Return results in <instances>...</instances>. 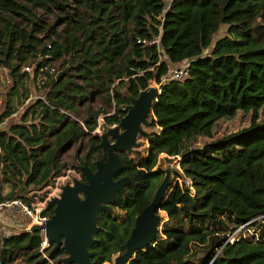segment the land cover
<instances>
[{
    "label": "trees",
    "instance_id": "1",
    "mask_svg": "<svg viewBox=\"0 0 264 264\" xmlns=\"http://www.w3.org/2000/svg\"><path fill=\"white\" fill-rule=\"evenodd\" d=\"M223 24L227 35L212 44ZM51 61L63 64L56 75ZM183 62L184 78L163 81ZM1 68L10 83L0 125L21 121L0 128V183L9 187L0 202H44L66 172L94 170L99 117L103 132L118 124L125 93L136 97L155 80L160 93L138 134L145 154L118 152L114 178L132 182L99 212L92 261L124 252L164 177L165 154L181 170L159 204L166 217L156 242L127 264H264V0H0ZM33 91L44 92L26 103ZM238 117L247 126L229 131ZM41 242L40 232H0V263L61 264L65 251L41 253Z\"/></svg>",
    "mask_w": 264,
    "mask_h": 264
},
{
    "label": "water",
    "instance_id": "2",
    "mask_svg": "<svg viewBox=\"0 0 264 264\" xmlns=\"http://www.w3.org/2000/svg\"><path fill=\"white\" fill-rule=\"evenodd\" d=\"M160 88L148 86L136 97L128 94L127 112L118 124L109 127L100 135V147L103 156L94 161V170L87 164L79 167L84 180L73 178L66 182L58 196L47 200V206L53 208V214L45 225L34 224L27 230L43 232L48 245L62 248L66 255L59 260L61 264H95L90 248L97 242L95 235L101 227L97 217L101 211H111L117 192H124L125 185L132 182L128 176L115 179L122 167L120 151L134 152L140 147L138 134L149 125L154 101ZM180 172L169 167L151 202L136 216L134 226L124 244V252L113 258V264H127L134 253L144 249L157 240V234L163 222L158 211L166 189L172 182L173 174ZM109 264V263H105Z\"/></svg>",
    "mask_w": 264,
    "mask_h": 264
},
{
    "label": "rangeland",
    "instance_id": "3",
    "mask_svg": "<svg viewBox=\"0 0 264 264\" xmlns=\"http://www.w3.org/2000/svg\"><path fill=\"white\" fill-rule=\"evenodd\" d=\"M36 12L43 19L50 20L52 18L50 15H46L39 10H36ZM226 35H227V25L223 24L220 27L219 31L216 34H214L212 44H215L217 42V40L225 37ZM204 53L207 54L208 50H206ZM186 64H187L186 62H183L180 65L171 66L170 72H172L175 69H179V68L185 66ZM62 67H63V64L61 61H51L47 65L46 69L49 72L56 75L59 72V70H61ZM43 79H45V77ZM9 83H10V76L8 74V70L6 68H1L0 69V111H2L4 109V104H5V99H6L5 91L7 90ZM149 86H156V87L160 88V86L158 84H156L155 80H152V82L150 83ZM42 92H44V91H40V93L33 91L32 95L30 96V100L35 99L36 97H38L39 94L42 95ZM40 98H41V96H40ZM98 120H99V126L96 128L95 131L98 132L99 134H102L105 132V131L103 132V129L101 128L103 116H100ZM20 121H21L20 115H12L10 118H7L3 122L4 125H0V128L5 129L9 125L19 123ZM247 124H248V122H246L245 119H241L240 117H238L237 119L233 120L232 122L226 123V126H227V129L229 131H234V130L242 128L243 126H247ZM138 141L142 142L141 146L137 148L140 151L139 153L145 154V148H144V146H146L145 140L139 139ZM73 154H74V148L70 149L67 153H65L62 156V158H63V160L70 161ZM158 165H160L163 169H167L169 167H172V168H176L179 171H181L179 164H178V158H175V157L160 155ZM80 176H81L80 173H77L75 171H68L63 176L57 178L53 182V185L51 187H49V189H48L49 190L47 193L48 198L44 202L41 201L39 203V206L42 208H45V206H47V200L49 198L54 197V196H58L59 193L61 192V187L66 182L72 183L73 178L80 179ZM173 176H174V174H173ZM172 180H173V178H172ZM0 187H1L0 191L3 194H6L9 191V187L5 184L0 183ZM160 214L163 216V218L166 217V214L164 212L161 211ZM29 227H30L29 226V220L27 218L17 214L16 212L0 211V232H3L5 234L6 233L11 234V233L17 232L21 229H28ZM236 234H237V232L234 233L233 236ZM233 236L231 238H233ZM8 264H30V263L25 258L18 257L14 261H12ZM109 264H113V261Z\"/></svg>",
    "mask_w": 264,
    "mask_h": 264
},
{
    "label": "built area",
    "instance_id": "4",
    "mask_svg": "<svg viewBox=\"0 0 264 264\" xmlns=\"http://www.w3.org/2000/svg\"><path fill=\"white\" fill-rule=\"evenodd\" d=\"M158 43V40H155ZM187 64L179 69H175L172 72H169L168 77H165L163 81L167 79H182L187 75ZM26 71H30V67L24 68ZM36 98H39L36 97ZM30 100V98L26 101V103ZM114 126V125H113ZM112 127V126H111ZM44 208L39 206V203L35 204H27L21 198H14L10 200H4L0 202V211H10L16 212L17 214L27 218L29 220V226L34 224L38 225H45L47 220L50 218L47 213L43 212ZM42 235V242H41V253H44V249L49 247L47 239L44 235V231L40 232ZM5 234V233H4ZM44 257L48 259V257L44 254ZM49 260V259H48ZM52 263V261H50Z\"/></svg>",
    "mask_w": 264,
    "mask_h": 264
},
{
    "label": "flooded vegetation",
    "instance_id": "5",
    "mask_svg": "<svg viewBox=\"0 0 264 264\" xmlns=\"http://www.w3.org/2000/svg\"><path fill=\"white\" fill-rule=\"evenodd\" d=\"M102 156H103V155H102ZM80 179H81V180H84V179L81 178V176H80Z\"/></svg>",
    "mask_w": 264,
    "mask_h": 264
},
{
    "label": "crops",
    "instance_id": "6",
    "mask_svg": "<svg viewBox=\"0 0 264 264\" xmlns=\"http://www.w3.org/2000/svg\"><path fill=\"white\" fill-rule=\"evenodd\" d=\"M161 155H165V154H161ZM167 156V155H166Z\"/></svg>",
    "mask_w": 264,
    "mask_h": 264
}]
</instances>
